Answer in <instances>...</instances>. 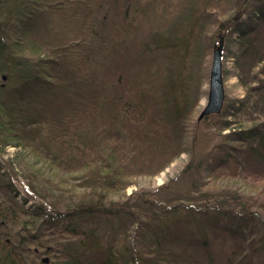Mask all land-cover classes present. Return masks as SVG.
Segmentation results:
<instances>
[{
  "label": "trees",
  "instance_id": "1",
  "mask_svg": "<svg viewBox=\"0 0 264 264\" xmlns=\"http://www.w3.org/2000/svg\"><path fill=\"white\" fill-rule=\"evenodd\" d=\"M227 1L247 14L230 30L248 94L189 130L204 94L207 10L224 12ZM4 7L0 147L29 150L62 174L81 157L94 182L64 211L0 203V264H29L31 247L51 264H264V203L247 189L264 179V80L253 73L260 66L264 77V0H208L200 13L195 0H0ZM31 30L37 51L46 34L43 57L17 51L13 38ZM214 117L223 119L218 129L228 117L239 127L209 146L204 125ZM184 152L187 163L167 183L112 198L128 177L156 174ZM218 174L228 183L210 187Z\"/></svg>",
  "mask_w": 264,
  "mask_h": 264
},
{
  "label": "rangeland",
  "instance_id": "2",
  "mask_svg": "<svg viewBox=\"0 0 264 264\" xmlns=\"http://www.w3.org/2000/svg\"><path fill=\"white\" fill-rule=\"evenodd\" d=\"M29 1V0H28ZM208 0H195V8L196 12L200 13L202 10H205V5ZM33 2V0H31ZM222 2V0H220ZM178 4V0H173V4ZM33 4H37L35 1ZM212 7L208 8V13H211L210 17V25L206 28L207 35L205 38L208 40L207 42H211L210 48L206 54L204 65H205V78L203 80V90L204 94L199 100L197 107L194 112L191 114L189 119V125L191 128L197 124V116L199 112L202 110L206 103V92L208 88V72L211 61L212 54V45L217 43L218 36L221 33H225L224 46H223V57H222V66H223V82H224V93L225 100L222 110H225L231 107L228 111H232V107L235 108V104L238 101L244 99L248 94V89L243 86L237 77V70L235 68V58L237 56V43H236V34L231 32L232 23L231 19H235L240 22L242 19L246 18L247 14H235L231 9L229 10L230 4L225 3L224 12L222 9H217V4H211ZM222 7V4H220ZM28 8L24 13V21L23 23H27L34 18V13L36 9ZM7 8H2L0 11V19L3 18V14H6ZM175 9V6L172 7ZM30 10V12H29ZM30 13V14H29ZM4 20V19H3ZM1 21V20H0ZM2 26V25H1ZM33 31L27 33H21L20 38H13V41L17 44L18 50L25 51L23 54H27L29 56L36 55L33 57H43L41 53L46 54L49 51L50 46L46 44V41H43L42 36L46 38V34L44 31L39 33L40 39L38 41V51L35 48V40H32ZM38 36V35H37ZM36 38V36H35ZM53 41V40H50ZM45 44V45H44ZM37 51V53L35 52ZM36 53V54H34ZM260 66H258L259 68ZM258 68H256L253 73H256V78L261 81L264 80V77L257 73ZM257 82L250 83V86L257 85ZM221 110V111H222ZM234 110V109H233ZM211 115L207 116L210 117ZM213 116H219V114H213ZM223 120L220 117H214L210 119L204 125L205 134H212L209 138V144L211 146L216 142H219L221 134H228L234 129H238V123L234 122L233 117H228L230 121L229 128L218 129V122ZM204 119L201 121L203 122ZM200 122V123H201ZM197 124V125H200ZM202 123L201 125H203ZM219 135V136H218ZM74 161L72 164H69L70 169L66 170V174L57 172L56 170H52L49 167L44 166V164L37 160L33 154L26 149H22L20 147L15 148L11 146L0 147V174L3 176L4 180L8 182L10 185V193L8 195L4 193L3 190L0 189V203L8 201L13 202L12 199H15L18 204L22 205L24 208H28L33 210L34 207L42 205L46 208L48 213H54V211H64L66 208H69L71 203H76L82 197V193H86L87 190L83 187L85 184L87 185L88 180H93V175L89 172H85L79 169V161H81V157L77 158L75 156L73 158ZM189 159V155L187 152L179 154L176 158H174L171 163H169L165 168H163L160 172L151 175H136L127 178L128 184L120 191L116 192L112 198L114 200L121 199V197H126L132 192L138 191H148L155 190L157 187L167 183L170 179H173L176 175L180 173L185 164ZM75 163V164H74ZM77 163V164H76ZM49 171V172H48ZM51 171V172H50ZM252 182H251V181ZM249 180V184L247 186L248 191H253L256 189L254 193H259V202L263 201L264 203V190L260 192V188L264 189V179L260 177H254ZM59 181V182H58ZM227 176L225 174L217 176V179H214V182L210 185L213 188L217 184L220 185L227 184ZM94 182V180L92 181ZM243 185V184H242ZM3 187V186H2ZM90 189V188H89ZM250 193V192H247ZM264 214V209L261 210ZM27 222H30V218L27 219ZM37 227V226H36ZM34 227V230H36ZM31 227L24 229L27 233H32ZM23 230V232H24ZM29 231V232H28ZM51 232H46L45 238H52L53 236L50 234ZM59 236L65 238V234L59 233ZM51 243V242H49ZM28 254L30 255V259H28L29 264H39L41 261L51 264L52 259L51 255H41L38 258H35L36 255L33 251V247L29 249ZM34 254V255H33ZM35 258V260H33Z\"/></svg>",
  "mask_w": 264,
  "mask_h": 264
},
{
  "label": "water",
  "instance_id": "3",
  "mask_svg": "<svg viewBox=\"0 0 264 264\" xmlns=\"http://www.w3.org/2000/svg\"><path fill=\"white\" fill-rule=\"evenodd\" d=\"M224 39L225 33H221L218 36L217 43L212 45L206 103L197 116V124L209 115L220 114L224 105L225 93L222 66Z\"/></svg>",
  "mask_w": 264,
  "mask_h": 264
}]
</instances>
